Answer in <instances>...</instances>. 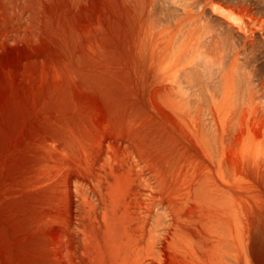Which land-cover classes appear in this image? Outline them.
<instances>
[{
	"label": "rangeland",
	"instance_id": "374dc122",
	"mask_svg": "<svg viewBox=\"0 0 264 264\" xmlns=\"http://www.w3.org/2000/svg\"><path fill=\"white\" fill-rule=\"evenodd\" d=\"M93 1L0 0V264H264V0Z\"/></svg>",
	"mask_w": 264,
	"mask_h": 264
},
{
	"label": "bare ground",
	"instance_id": "6f19581e",
	"mask_svg": "<svg viewBox=\"0 0 264 264\" xmlns=\"http://www.w3.org/2000/svg\"><path fill=\"white\" fill-rule=\"evenodd\" d=\"M91 3H92L91 5L94 6L93 9L95 10L96 7H95V4H94V1L91 0ZM93 12H95V11H93ZM96 28H98V31H101L102 30L101 21L97 20V22H96ZM10 62H12V61L10 60ZM4 98H5L4 95H2V93H0V101L3 100Z\"/></svg>",
	"mask_w": 264,
	"mask_h": 264
}]
</instances>
